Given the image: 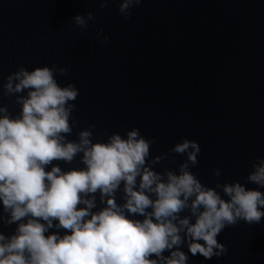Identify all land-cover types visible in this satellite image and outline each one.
<instances>
[{
    "label": "water",
    "instance_id": "water-1",
    "mask_svg": "<svg viewBox=\"0 0 264 264\" xmlns=\"http://www.w3.org/2000/svg\"><path fill=\"white\" fill-rule=\"evenodd\" d=\"M105 2L0 0V106L20 110L16 94H4L8 75L55 65L66 70L54 74L58 84L78 89L69 140L90 125L94 141L135 127L156 138L150 157L168 153L154 166L162 171L183 162L169 150L187 137L201 149L191 171L202 184L256 188L246 178L264 158V0H141L128 18L118 11L121 0ZM89 12L95 20L81 31L71 19ZM55 163L83 167L79 155ZM217 239L225 254H189L188 264H264V218L238 221Z\"/></svg>",
    "mask_w": 264,
    "mask_h": 264
},
{
    "label": "clouds",
    "instance_id": "clouds-1",
    "mask_svg": "<svg viewBox=\"0 0 264 264\" xmlns=\"http://www.w3.org/2000/svg\"><path fill=\"white\" fill-rule=\"evenodd\" d=\"M140 3L121 0L118 11L128 18ZM71 20L84 31L95 17ZM96 37L108 40L103 30ZM65 71L21 66L5 78L4 94H16L20 110L13 115L0 106V224L15 226L0 231V264H188L189 254H225L217 237L227 226L261 223L264 158L252 162L246 178L256 188L239 181L210 187L191 171L201 149L187 137L169 150L183 162L162 171L154 166L168 153L150 157L156 138L138 128L94 141L90 125L69 140L78 89L58 84L54 74ZM77 155L83 167L55 163Z\"/></svg>",
    "mask_w": 264,
    "mask_h": 264
}]
</instances>
